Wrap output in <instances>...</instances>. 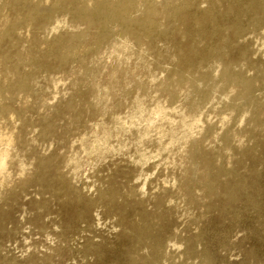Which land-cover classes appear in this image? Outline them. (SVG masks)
<instances>
[{
  "label": "rangeland",
  "instance_id": "rangeland-1",
  "mask_svg": "<svg viewBox=\"0 0 264 264\" xmlns=\"http://www.w3.org/2000/svg\"><path fill=\"white\" fill-rule=\"evenodd\" d=\"M18 1L0 264H264V0H133L153 23L101 34L88 0Z\"/></svg>",
  "mask_w": 264,
  "mask_h": 264
},
{
  "label": "bare ground",
  "instance_id": "bare-ground-1",
  "mask_svg": "<svg viewBox=\"0 0 264 264\" xmlns=\"http://www.w3.org/2000/svg\"><path fill=\"white\" fill-rule=\"evenodd\" d=\"M20 1V0H19ZM18 1V2H19ZM22 0L21 2H23ZM77 0H57V3H66L68 5H73L76 3ZM106 0H88V3L90 4V7L87 9H79V15L80 18L82 17L84 21H90L93 19L96 21V26L99 29L100 33H104L109 26L116 25V24H124L126 21H132L133 23H136L138 26H145L148 24L149 26L153 23L150 19L149 14L146 13L145 10L148 9L147 6L143 7L138 4H135L133 0H111V4L113 6L112 15L108 18H105V8L104 3ZM19 2V3H21ZM63 6V5H62ZM40 8L33 7L30 10V13L28 14L29 17H35L38 14V11ZM28 11V10H27ZM29 12V11H28ZM132 12L138 13V18H130L129 14ZM76 14V13H75ZM78 14V13H77ZM42 15V14H41ZM135 16V15H133ZM48 17V16H47ZM5 34V33H4ZM82 37L76 36L73 38V47L67 52L69 57L75 56L77 51V46L81 42ZM99 39V38H98ZM23 86H19V89L21 90ZM12 93L14 90L12 89H1L0 88V98L7 93ZM4 162L2 159V156L0 158V168L3 166Z\"/></svg>",
  "mask_w": 264,
  "mask_h": 264
}]
</instances>
